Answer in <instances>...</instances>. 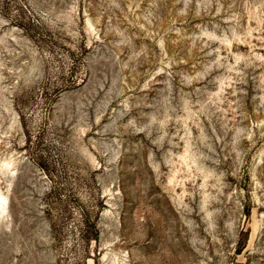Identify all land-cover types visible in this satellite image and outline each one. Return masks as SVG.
Segmentation results:
<instances>
[{"label":"rangeland","instance_id":"1","mask_svg":"<svg viewBox=\"0 0 264 264\" xmlns=\"http://www.w3.org/2000/svg\"><path fill=\"white\" fill-rule=\"evenodd\" d=\"M0 194V264H264V0H0Z\"/></svg>","mask_w":264,"mask_h":264},{"label":"bare ground","instance_id":"2","mask_svg":"<svg viewBox=\"0 0 264 264\" xmlns=\"http://www.w3.org/2000/svg\"><path fill=\"white\" fill-rule=\"evenodd\" d=\"M6 166V165H5ZM2 168V167H1ZM6 168V167H5ZM9 171V169H8ZM1 195V194H0ZM7 202H5V199L3 198V196H0V217H2L4 214H7L6 213V204ZM8 209V208H7ZM4 216H7V215H4ZM3 216V217H4Z\"/></svg>","mask_w":264,"mask_h":264}]
</instances>
